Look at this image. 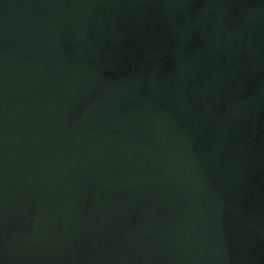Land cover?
Listing matches in <instances>:
<instances>
[{
    "label": "water",
    "instance_id": "1",
    "mask_svg": "<svg viewBox=\"0 0 264 264\" xmlns=\"http://www.w3.org/2000/svg\"><path fill=\"white\" fill-rule=\"evenodd\" d=\"M0 264H264V0H0Z\"/></svg>",
    "mask_w": 264,
    "mask_h": 264
}]
</instances>
